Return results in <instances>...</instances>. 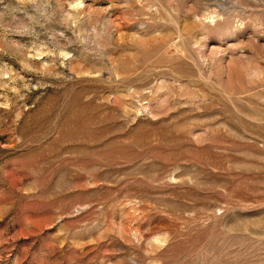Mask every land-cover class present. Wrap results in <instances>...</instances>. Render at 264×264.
Here are the masks:
<instances>
[{
	"label": "rangeland",
	"instance_id": "374dc122",
	"mask_svg": "<svg viewBox=\"0 0 264 264\" xmlns=\"http://www.w3.org/2000/svg\"><path fill=\"white\" fill-rule=\"evenodd\" d=\"M0 264H264V0H0Z\"/></svg>",
	"mask_w": 264,
	"mask_h": 264
}]
</instances>
